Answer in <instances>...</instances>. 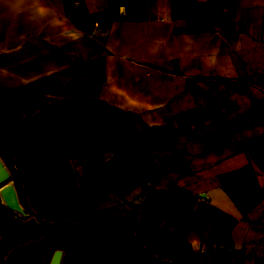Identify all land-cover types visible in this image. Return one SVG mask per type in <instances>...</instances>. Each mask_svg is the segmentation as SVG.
Listing matches in <instances>:
<instances>
[{
  "label": "crops",
  "instance_id": "obj_1",
  "mask_svg": "<svg viewBox=\"0 0 264 264\" xmlns=\"http://www.w3.org/2000/svg\"><path fill=\"white\" fill-rule=\"evenodd\" d=\"M0 264H264V0H0Z\"/></svg>",
  "mask_w": 264,
  "mask_h": 264
},
{
  "label": "water",
  "instance_id": "obj_2",
  "mask_svg": "<svg viewBox=\"0 0 264 264\" xmlns=\"http://www.w3.org/2000/svg\"><path fill=\"white\" fill-rule=\"evenodd\" d=\"M0 177L5 180L1 187V193L4 202L20 215H24L25 211L18 201L15 185L13 181L7 179L8 176L3 167H0ZM57 260L58 254H56L53 264H57Z\"/></svg>",
  "mask_w": 264,
  "mask_h": 264
}]
</instances>
